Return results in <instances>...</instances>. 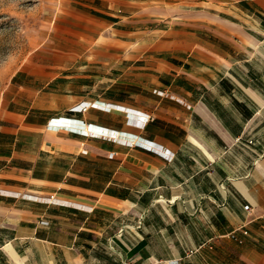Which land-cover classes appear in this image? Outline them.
<instances>
[{
	"label": "crops",
	"instance_id": "crops-1",
	"mask_svg": "<svg viewBox=\"0 0 264 264\" xmlns=\"http://www.w3.org/2000/svg\"><path fill=\"white\" fill-rule=\"evenodd\" d=\"M72 2L4 91L0 264H264V0Z\"/></svg>",
	"mask_w": 264,
	"mask_h": 264
},
{
	"label": "rangeland",
	"instance_id": "rangeland-1",
	"mask_svg": "<svg viewBox=\"0 0 264 264\" xmlns=\"http://www.w3.org/2000/svg\"><path fill=\"white\" fill-rule=\"evenodd\" d=\"M72 0H0V111L11 76L26 66L76 60L93 27Z\"/></svg>",
	"mask_w": 264,
	"mask_h": 264
},
{
	"label": "built area",
	"instance_id": "built-area-1",
	"mask_svg": "<svg viewBox=\"0 0 264 264\" xmlns=\"http://www.w3.org/2000/svg\"><path fill=\"white\" fill-rule=\"evenodd\" d=\"M149 120H151L150 117L147 118V121H149ZM50 201H51L52 203L55 202V198H51ZM243 235H244V236H248V235H249V232H247V231H243ZM230 237H231L233 240L237 241L238 243L243 244V240L240 239V238L238 237L237 232L232 233V234L230 235ZM124 264H133V263H131V262H126V263H124Z\"/></svg>",
	"mask_w": 264,
	"mask_h": 264
},
{
	"label": "bare ground",
	"instance_id": "bare-ground-1",
	"mask_svg": "<svg viewBox=\"0 0 264 264\" xmlns=\"http://www.w3.org/2000/svg\"><path fill=\"white\" fill-rule=\"evenodd\" d=\"M103 131V130H102ZM112 134V133H111Z\"/></svg>",
	"mask_w": 264,
	"mask_h": 264
}]
</instances>
